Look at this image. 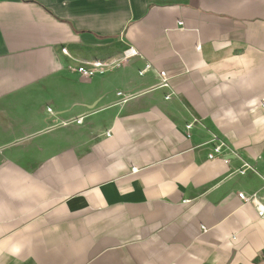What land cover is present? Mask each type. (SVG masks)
Wrapping results in <instances>:
<instances>
[{
    "label": "crops",
    "instance_id": "1",
    "mask_svg": "<svg viewBox=\"0 0 264 264\" xmlns=\"http://www.w3.org/2000/svg\"><path fill=\"white\" fill-rule=\"evenodd\" d=\"M241 192L264 202V0H0V264H264Z\"/></svg>",
    "mask_w": 264,
    "mask_h": 264
},
{
    "label": "built area",
    "instance_id": "2",
    "mask_svg": "<svg viewBox=\"0 0 264 264\" xmlns=\"http://www.w3.org/2000/svg\"><path fill=\"white\" fill-rule=\"evenodd\" d=\"M66 51V49H63ZM139 54L138 50L134 46H129L124 50L121 57L112 60H85L77 68L78 72L87 76L93 77L97 74H102L108 70L116 68L118 66L126 64L132 57ZM161 76V85H168V77L164 70L159 72ZM121 94V92H120ZM128 97L125 96L123 100L125 101ZM217 139V137H215ZM223 144H219L215 147L214 152L209 155L210 158H215L222 151ZM226 162H229L228 158H224ZM239 197L245 202L252 203L259 214V216L264 220V202L259 200L256 195L247 196L244 192L239 193Z\"/></svg>",
    "mask_w": 264,
    "mask_h": 264
}]
</instances>
